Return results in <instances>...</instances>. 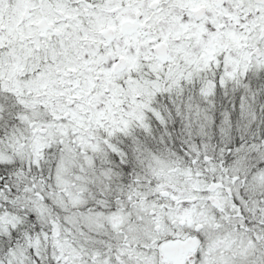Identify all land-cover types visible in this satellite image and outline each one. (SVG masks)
Returning <instances> with one entry per match:
<instances>
[{
	"label": "snow or ice",
	"instance_id": "snow-or-ice-1",
	"mask_svg": "<svg viewBox=\"0 0 264 264\" xmlns=\"http://www.w3.org/2000/svg\"><path fill=\"white\" fill-rule=\"evenodd\" d=\"M0 264H264V0H0Z\"/></svg>",
	"mask_w": 264,
	"mask_h": 264
}]
</instances>
